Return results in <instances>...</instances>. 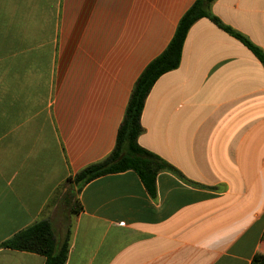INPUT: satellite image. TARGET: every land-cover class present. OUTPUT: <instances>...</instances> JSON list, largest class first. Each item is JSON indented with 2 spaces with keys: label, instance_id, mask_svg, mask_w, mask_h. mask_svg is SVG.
Returning <instances> with one entry per match:
<instances>
[{
  "label": "crops",
  "instance_id": "obj_1",
  "mask_svg": "<svg viewBox=\"0 0 264 264\" xmlns=\"http://www.w3.org/2000/svg\"><path fill=\"white\" fill-rule=\"evenodd\" d=\"M196 0H0V244L48 220L65 264H257L264 259V65L207 18L150 89L138 144L163 171L63 187L107 157L134 84ZM211 12L264 53V0ZM45 258L0 248V264Z\"/></svg>",
  "mask_w": 264,
  "mask_h": 264
},
{
  "label": "trees",
  "instance_id": "obj_2",
  "mask_svg": "<svg viewBox=\"0 0 264 264\" xmlns=\"http://www.w3.org/2000/svg\"><path fill=\"white\" fill-rule=\"evenodd\" d=\"M214 1L196 0L182 15L165 50L154 58L137 78L125 109L124 118L117 131L113 150L103 160L83 168L73 178L68 179L64 185L70 184L71 192L79 193L87 183L98 177L125 171L135 172L150 196L155 194L158 173L168 171L183 179L182 175L167 162L142 148L137 139L143 131L140 116L145 99L161 75L179 66L182 46L190 27L201 18L209 19L222 31L244 45L264 65V53L259 48L212 14L211 5ZM75 203L77 201L74 205ZM0 248L40 255L45 258L44 264H65L68 243L67 239L59 243L51 223L48 220H40L2 242ZM254 262L262 264L264 259L255 257Z\"/></svg>",
  "mask_w": 264,
  "mask_h": 264
},
{
  "label": "rangeland",
  "instance_id": "obj_3",
  "mask_svg": "<svg viewBox=\"0 0 264 264\" xmlns=\"http://www.w3.org/2000/svg\"><path fill=\"white\" fill-rule=\"evenodd\" d=\"M63 187L66 189V192L62 196V198H64L63 205H64V210L67 212L69 207L73 206L74 202H76L77 193L75 191L71 192L70 184H66Z\"/></svg>",
  "mask_w": 264,
  "mask_h": 264
},
{
  "label": "built area",
  "instance_id": "obj_4",
  "mask_svg": "<svg viewBox=\"0 0 264 264\" xmlns=\"http://www.w3.org/2000/svg\"><path fill=\"white\" fill-rule=\"evenodd\" d=\"M262 264H264V262H262Z\"/></svg>",
  "mask_w": 264,
  "mask_h": 264
}]
</instances>
